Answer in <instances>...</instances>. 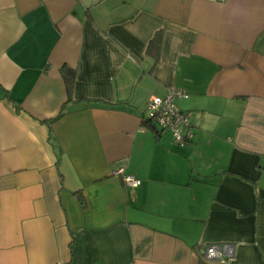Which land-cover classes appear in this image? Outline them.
Masks as SVG:
<instances>
[{"label": "crops", "instance_id": "obj_1", "mask_svg": "<svg viewBox=\"0 0 264 264\" xmlns=\"http://www.w3.org/2000/svg\"><path fill=\"white\" fill-rule=\"evenodd\" d=\"M173 88L187 146L144 119ZM212 243L264 264V0H0V264Z\"/></svg>", "mask_w": 264, "mask_h": 264}, {"label": "built area", "instance_id": "obj_2", "mask_svg": "<svg viewBox=\"0 0 264 264\" xmlns=\"http://www.w3.org/2000/svg\"><path fill=\"white\" fill-rule=\"evenodd\" d=\"M222 2L224 0H202ZM186 98L187 93L181 89L173 88L164 95H151L146 102L144 119L162 130L170 132L173 141L179 146H187L192 137L190 128L191 114L183 112L175 103L177 98ZM124 182L127 186L135 187L138 180L125 175ZM234 245L231 243H212L203 247L207 260H216L219 264H228L234 257Z\"/></svg>", "mask_w": 264, "mask_h": 264}, {"label": "trees", "instance_id": "obj_3", "mask_svg": "<svg viewBox=\"0 0 264 264\" xmlns=\"http://www.w3.org/2000/svg\"><path fill=\"white\" fill-rule=\"evenodd\" d=\"M191 138H192V137H191ZM190 143H191V139H190V142H189V144H190ZM189 144H188V145H189Z\"/></svg>", "mask_w": 264, "mask_h": 264}, {"label": "rangeland", "instance_id": "obj_4", "mask_svg": "<svg viewBox=\"0 0 264 264\" xmlns=\"http://www.w3.org/2000/svg\"><path fill=\"white\" fill-rule=\"evenodd\" d=\"M188 96V95H187Z\"/></svg>", "mask_w": 264, "mask_h": 264}]
</instances>
